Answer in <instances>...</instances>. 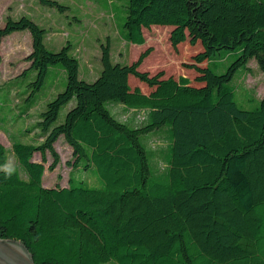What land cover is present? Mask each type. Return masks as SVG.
<instances>
[{
	"label": "trees",
	"instance_id": "1",
	"mask_svg": "<svg viewBox=\"0 0 264 264\" xmlns=\"http://www.w3.org/2000/svg\"><path fill=\"white\" fill-rule=\"evenodd\" d=\"M125 8L128 44L143 47L164 26L174 49L201 47L196 82L142 70L150 47L130 64L113 62L109 41L88 82L72 44L48 49L32 18L0 26V63L3 40L28 30L33 47L18 77L35 74L20 110L32 120L8 130L15 167L0 143V238L25 244L37 264H264V96L241 104L232 84L251 60L264 75V0H126ZM220 54L235 58L218 72ZM51 73L60 87L36 110ZM62 138L72 149L67 185L47 187Z\"/></svg>",
	"mask_w": 264,
	"mask_h": 264
},
{
	"label": "rangeland",
	"instance_id": "2",
	"mask_svg": "<svg viewBox=\"0 0 264 264\" xmlns=\"http://www.w3.org/2000/svg\"><path fill=\"white\" fill-rule=\"evenodd\" d=\"M57 1L66 6L65 11L47 6L40 0H0V26H5L8 17L18 19L21 16H28L32 18L46 29L45 44L48 49L58 51L68 43L72 44L71 52L80 60L81 76L88 82H93L101 73L102 45H106L108 41L111 42L113 62L130 64L137 60L142 51L150 47L152 54L146 59L141 67L142 70L150 71L152 74L163 70L166 76L175 78L186 76L196 82L194 81L196 72L193 69L194 55L201 51V47L187 42L174 49L170 43V28L153 27L150 33H147L143 47L128 44L125 41L123 25L127 14L126 0ZM32 47L33 39L28 30L7 36L1 45L0 143L8 149L10 167H15L16 162L11 144L13 137H10L8 130L14 123L25 121L29 124L32 120L24 118L20 110L25 108L26 101H23V98L27 96L25 89L27 84L35 79V74L29 72L18 77L24 67L29 64L27 57ZM234 58L233 55L223 57L221 54L218 55L217 62L220 68L217 71H223ZM134 78L131 79L132 86L139 84L137 78L136 80ZM61 82L60 75L54 73L48 75L43 88L35 94L38 99L36 110L45 109L49 100L56 96L57 91L52 93L54 89L60 87ZM232 84L236 87L241 104L257 103L264 96V75L255 60H251L247 68H241L237 72ZM254 106L245 105L247 108ZM64 111L61 115H65ZM21 136L18 133L15 138L18 137V140L23 141L29 140ZM165 138L153 137L152 141L158 142L163 147L167 143ZM62 139L56 145L61 162L53 172L50 171L51 173H48V167L53 158L48 157L47 169L43 177L47 187L57 183L67 185L71 170L67 162L72 157V149ZM35 159L41 161L38 155ZM107 264H116V262L111 261Z\"/></svg>",
	"mask_w": 264,
	"mask_h": 264
},
{
	"label": "water",
	"instance_id": "3",
	"mask_svg": "<svg viewBox=\"0 0 264 264\" xmlns=\"http://www.w3.org/2000/svg\"><path fill=\"white\" fill-rule=\"evenodd\" d=\"M0 264H37L20 241L0 238Z\"/></svg>",
	"mask_w": 264,
	"mask_h": 264
},
{
	"label": "clouds",
	"instance_id": "4",
	"mask_svg": "<svg viewBox=\"0 0 264 264\" xmlns=\"http://www.w3.org/2000/svg\"><path fill=\"white\" fill-rule=\"evenodd\" d=\"M6 178H9L12 175L11 170H6Z\"/></svg>",
	"mask_w": 264,
	"mask_h": 264
}]
</instances>
